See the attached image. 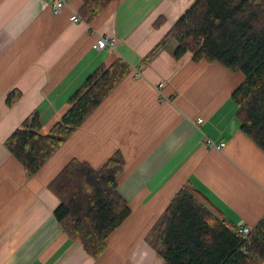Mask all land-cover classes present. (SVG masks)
I'll return each mask as SVG.
<instances>
[{
	"label": "crops",
	"instance_id": "0c3cea01",
	"mask_svg": "<svg viewBox=\"0 0 264 264\" xmlns=\"http://www.w3.org/2000/svg\"><path fill=\"white\" fill-rule=\"evenodd\" d=\"M196 2L114 0L88 23L72 20L84 0H65L58 14L50 0H0V264H166L152 243L185 185L237 228L264 218V151L242 132L232 99L244 74L190 52L176 60V43L148 60ZM104 37L115 47L96 51ZM118 59L129 75L31 175L6 140L34 112L47 135L86 81ZM13 91L21 97L9 107ZM117 152L131 213L94 258L57 220L49 184L73 159L98 169Z\"/></svg>",
	"mask_w": 264,
	"mask_h": 264
},
{
	"label": "trees",
	"instance_id": "16d2710c",
	"mask_svg": "<svg viewBox=\"0 0 264 264\" xmlns=\"http://www.w3.org/2000/svg\"><path fill=\"white\" fill-rule=\"evenodd\" d=\"M113 1L84 0L82 19L93 22ZM172 43L177 45L176 60L190 52L195 62H219L244 74L232 99L242 132L264 151V0H197L148 60ZM129 73L122 59L101 67L71 98L70 109L47 135L41 133V116L34 112L5 147L31 175L37 174ZM20 97L13 91L8 106ZM124 166L120 152L98 169L73 159L49 184L60 201L57 220L94 258L106 251L109 237L131 213L118 191ZM239 229L202 193L185 185L170 202L152 246L166 264H264V218L247 238Z\"/></svg>",
	"mask_w": 264,
	"mask_h": 264
},
{
	"label": "built area",
	"instance_id": "2783aa9c",
	"mask_svg": "<svg viewBox=\"0 0 264 264\" xmlns=\"http://www.w3.org/2000/svg\"><path fill=\"white\" fill-rule=\"evenodd\" d=\"M51 3H52V6H53V10L55 13H60V11L65 7L66 3H65V0H50ZM72 20L74 22H79V21H82V18L79 17L78 15H74L72 17ZM115 41L113 40H110L109 38L107 37H104L102 38L100 41H98V43L96 45H94V49L96 51H102V50H105V49H108V48H114L115 47ZM203 122L202 119L199 120V124H201ZM208 144L210 145V147H216V145L209 141ZM225 146V144H221L219 148H223ZM240 233L242 234V236L244 238H247L248 235L250 234V232L252 231V228L251 227H241L239 229Z\"/></svg>",
	"mask_w": 264,
	"mask_h": 264
}]
</instances>
